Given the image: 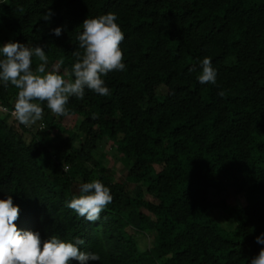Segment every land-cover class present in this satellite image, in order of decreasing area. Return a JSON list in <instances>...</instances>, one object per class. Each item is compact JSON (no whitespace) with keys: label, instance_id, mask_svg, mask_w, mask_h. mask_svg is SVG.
I'll return each mask as SVG.
<instances>
[{"label":"trees","instance_id":"1","mask_svg":"<svg viewBox=\"0 0 264 264\" xmlns=\"http://www.w3.org/2000/svg\"><path fill=\"white\" fill-rule=\"evenodd\" d=\"M110 12L125 70L102 77L108 96L70 97L66 116L41 103L35 132L0 116V199L11 195L18 228L42 240L82 238L100 256L86 264H251L264 248V0H0V46L42 45L46 71L74 80L83 21ZM204 57L216 84L197 79ZM17 94L0 82L1 112ZM92 180L113 197L96 221L66 206Z\"/></svg>","mask_w":264,"mask_h":264},{"label":"clouds","instance_id":"2","mask_svg":"<svg viewBox=\"0 0 264 264\" xmlns=\"http://www.w3.org/2000/svg\"><path fill=\"white\" fill-rule=\"evenodd\" d=\"M51 16L49 9L43 19L49 21ZM82 27L77 37L78 48L82 51L73 52L76 57L71 68L74 80L60 75L59 66L46 71L48 57L42 45L28 47L9 41L0 46V82L5 88L11 84L18 90L12 115L19 123L30 127L41 120L44 115L43 102L56 116H66L69 98L74 96L82 100L85 89L99 96L110 95V89L102 77L109 72L125 70L120 47L124 33L117 23L116 14L111 12L86 18ZM53 31L56 36L61 35L60 27ZM33 57L39 62L35 70L32 68ZM199 67V82L216 84L217 71L211 59L204 57ZM189 71H196L195 66ZM218 95L223 97L225 93L221 90ZM112 200L110 189L100 180H92L83 183L79 195L73 196L66 206L78 216L96 221ZM19 213V206L13 203L11 195L0 199V264H70L72 260L86 264L89 260H100L98 253L81 250L80 246L85 243L82 238L72 242L54 235L42 240L38 232L21 230L16 223ZM257 243L264 244V236L257 237ZM251 264H264V248L252 258Z\"/></svg>","mask_w":264,"mask_h":264},{"label":"rangeland","instance_id":"3","mask_svg":"<svg viewBox=\"0 0 264 264\" xmlns=\"http://www.w3.org/2000/svg\"><path fill=\"white\" fill-rule=\"evenodd\" d=\"M4 44L6 43L5 41H2ZM0 116L1 117H4V112H1L0 111ZM16 120L15 118H10V119H8V122H10L11 120ZM17 121V120H16ZM17 123V122H16ZM40 126H42V124L40 125ZM37 127H39L38 126V121L36 122V124H34V125H32V126H30L29 127V130L31 131V132H35V130H36V128ZM56 131H54L53 132V134L55 133ZM106 146V143L105 142H102L100 145H99V151H104L105 150V152L107 153V158H105V160H104V162H105V165L107 166V167H109V168H111L113 171H114V173L116 174L115 176L118 178V177H120V178H123V176L125 175V173H126V170H125V168L122 166V164L118 161V159H117V157H116V155H115V152H114V148H108L107 146ZM115 155V156H114ZM209 198H210V200L212 201V202H214V201H216L217 200V196H216V194H214V193H210V196H209ZM235 202L237 203V204H242L243 202H242V200H241V198H239V197H236L235 198ZM212 216L216 219V221L220 224V225H222V226H224V227H228V226H230V225H232V222H230V221H226V220H224L222 217H221V215L219 214V212L217 211V210H214L213 209V211H212ZM144 245V244H143Z\"/></svg>","mask_w":264,"mask_h":264},{"label":"built area","instance_id":"4","mask_svg":"<svg viewBox=\"0 0 264 264\" xmlns=\"http://www.w3.org/2000/svg\"><path fill=\"white\" fill-rule=\"evenodd\" d=\"M1 110H2V112H5V113H10V115L12 116V118H14V116L12 115V112H13V110H8L7 108H5V107H1Z\"/></svg>","mask_w":264,"mask_h":264}]
</instances>
